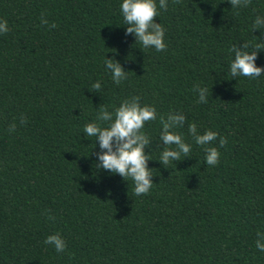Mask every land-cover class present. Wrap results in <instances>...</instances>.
I'll return each instance as SVG.
<instances>
[{"label": "trees", "instance_id": "trees-1", "mask_svg": "<svg viewBox=\"0 0 264 264\" xmlns=\"http://www.w3.org/2000/svg\"><path fill=\"white\" fill-rule=\"evenodd\" d=\"M166 2L157 52L126 32L120 0H0V264H264V0ZM232 46L256 52L260 77L230 76ZM104 58L126 73L120 84ZM131 96L157 112L140 195L99 167L106 149L82 131ZM162 116L183 117L174 129L192 146L166 166ZM190 123L217 133L216 165ZM56 233L62 252L43 243Z\"/></svg>", "mask_w": 264, "mask_h": 264}, {"label": "clouds", "instance_id": "clouds-1", "mask_svg": "<svg viewBox=\"0 0 264 264\" xmlns=\"http://www.w3.org/2000/svg\"><path fill=\"white\" fill-rule=\"evenodd\" d=\"M239 2L240 0H231L234 6ZM167 6L166 0H120V14L123 24L127 26L126 32L135 35V42L140 45V48L154 49L157 52L165 49L164 28L154 21V17L159 15L158 7L164 10ZM41 23L48 24V21L42 18ZM258 23V20L254 21L257 26ZM51 26L56 27L55 24ZM8 31L7 21L0 19V34ZM247 47L248 45H245V48ZM261 47H264V44L258 43L254 48ZM232 52H235V55L229 61L230 76L248 78L261 76L262 68L255 63V51L239 50L232 46ZM103 64L111 70V79L115 84H120L127 78L126 73L115 61L104 58ZM90 87L99 90L101 82L93 81ZM199 90L201 92L199 102L204 103L208 89L199 86ZM156 118L157 112L154 106L141 103L138 96H131L122 99L111 110L102 107L97 111L95 119L83 126L84 134L94 138V141L98 140L99 147L106 149L98 154L99 167L110 173H118L125 181L130 179L136 195L148 193L153 185L150 179L152 168L147 165V161L152 158L144 151L149 143V135L143 129L146 122ZM182 119L181 116H168L167 120L163 116L160 118L159 136L164 148L159 152L157 160L165 166L173 164V161L179 160L182 154L187 155L192 150L191 144L185 142L182 134L174 129V125ZM14 129L15 124H10L8 131L11 132ZM188 132L194 137V143L201 146L206 164L216 165L220 154L212 142L217 139V133L212 130L198 133L195 123L189 124ZM225 143V139L220 137V146L222 147ZM256 236L255 247L260 252H264V232H257ZM43 243L54 247L57 252L64 251L66 247L58 233L47 235Z\"/></svg>", "mask_w": 264, "mask_h": 264}]
</instances>
